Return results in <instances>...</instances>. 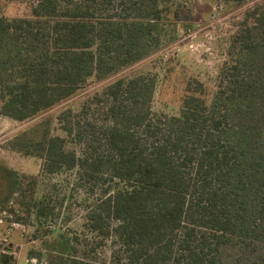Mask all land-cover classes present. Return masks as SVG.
Segmentation results:
<instances>
[{
  "label": "trees",
  "instance_id": "trees-1",
  "mask_svg": "<svg viewBox=\"0 0 264 264\" xmlns=\"http://www.w3.org/2000/svg\"><path fill=\"white\" fill-rule=\"evenodd\" d=\"M144 1L160 20L173 0ZM29 2L27 16L0 15L2 116L33 119L89 80L117 74L113 57H104L109 44L118 49L125 41L123 67L140 57L144 32L123 13L130 0ZM227 39L230 59L217 72L210 100L193 79L177 114H155L153 78L122 75L89 105L61 110L62 135L52 134L47 121L39 139L24 133L20 144L41 154L46 173L74 170L99 193L85 214L89 241L72 237L79 249L61 250L57 264H264V139L255 133L264 134V66L254 59L264 47V0L243 11ZM247 52L254 53L252 77L241 69L247 63L239 56ZM38 131L39 125L31 133ZM0 171V210L20 220L15 207L24 216L34 209L37 222H46L52 207L21 200L24 179L14 206L6 205L10 182Z\"/></svg>",
  "mask_w": 264,
  "mask_h": 264
},
{
  "label": "rangeland",
  "instance_id": "rangeland-1",
  "mask_svg": "<svg viewBox=\"0 0 264 264\" xmlns=\"http://www.w3.org/2000/svg\"><path fill=\"white\" fill-rule=\"evenodd\" d=\"M130 1L123 6V13L127 14L128 21L136 19L140 22L133 27L144 32L138 59H134L130 66H121V53L126 49L121 43L124 46L125 41L116 44L118 49L115 44H109V49L104 48V57L108 62L113 57L120 69L117 74L101 82L89 80L81 92L33 119L20 122L0 115V167L5 170L10 182L6 205L14 206L18 183L24 179L21 200L25 203L41 200L52 207L47 221L41 224L35 219L34 209L24 216L25 212L15 207L20 220H14L13 213L0 210V264L6 257L10 258L6 259L8 264H57L63 254L61 250L69 252L71 244L76 246L79 241H89V237L85 238L88 236L84 226L85 214L99 195L97 189L93 193L90 184L79 180L74 170L60 169L46 173L41 154L33 149L25 152L20 144L24 133L39 139L41 130L46 126L42 122L47 121L52 134L62 135L56 121L58 113L67 108L79 110L84 103L89 105L94 102V93L101 94L106 84L122 75L138 74L153 78L151 109L155 114H177L186 95V85L193 79L202 83L204 96L210 100L216 89L217 72L230 59L224 49L228 36L243 11L261 3V0H247L241 5L223 0H173L169 12L157 20L144 0ZM29 3V0H0V15L6 18L27 16ZM176 9L177 16H174ZM253 54L247 52L239 56L240 64L247 63L241 69L248 77H252L254 71L250 65ZM255 58L262 68L264 47L258 48ZM262 80L264 82V75ZM256 98L254 96V100ZM261 124L259 127H262ZM38 125L39 131L31 133ZM255 133L258 139H264L261 131ZM233 137L239 139L237 135ZM0 183L3 184L1 177ZM56 235H61V238ZM74 236L79 241L71 242ZM76 247L79 249V246ZM98 253H101L98 258L105 257L103 248L98 249Z\"/></svg>",
  "mask_w": 264,
  "mask_h": 264
},
{
  "label": "flooded vegetation",
  "instance_id": "flooded-vegetation-1",
  "mask_svg": "<svg viewBox=\"0 0 264 264\" xmlns=\"http://www.w3.org/2000/svg\"><path fill=\"white\" fill-rule=\"evenodd\" d=\"M0 172H2V171H0ZM1 184V183H0ZM4 185H5V182H4ZM5 195V193H3L2 195H0V196H4Z\"/></svg>",
  "mask_w": 264,
  "mask_h": 264
}]
</instances>
